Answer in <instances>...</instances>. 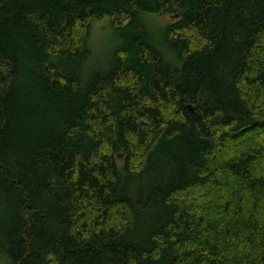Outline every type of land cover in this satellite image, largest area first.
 I'll use <instances>...</instances> for the list:
<instances>
[{"label": "trees", "instance_id": "1", "mask_svg": "<svg viewBox=\"0 0 264 264\" xmlns=\"http://www.w3.org/2000/svg\"><path fill=\"white\" fill-rule=\"evenodd\" d=\"M105 17L121 41L86 75ZM1 250L264 264V0H0Z\"/></svg>", "mask_w": 264, "mask_h": 264}, {"label": "rangeland", "instance_id": "2", "mask_svg": "<svg viewBox=\"0 0 264 264\" xmlns=\"http://www.w3.org/2000/svg\"><path fill=\"white\" fill-rule=\"evenodd\" d=\"M175 20L176 17L172 15H145L143 21L155 39H158L165 26ZM120 41L119 35L114 30L111 17L93 20L89 40L91 56L85 66V74L88 75L93 71H106L113 58L114 49ZM122 162L121 158L120 164ZM0 264H10L8 255L3 250L0 251Z\"/></svg>", "mask_w": 264, "mask_h": 264}, {"label": "water", "instance_id": "3", "mask_svg": "<svg viewBox=\"0 0 264 264\" xmlns=\"http://www.w3.org/2000/svg\"><path fill=\"white\" fill-rule=\"evenodd\" d=\"M187 108H188L189 113H190L192 116H194L195 113H196V110H195L194 105H192V104H188V105H187Z\"/></svg>", "mask_w": 264, "mask_h": 264}]
</instances>
